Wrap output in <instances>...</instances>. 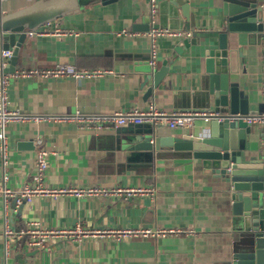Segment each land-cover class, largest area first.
<instances>
[{"label": "crops", "instance_id": "crops-1", "mask_svg": "<svg viewBox=\"0 0 264 264\" xmlns=\"http://www.w3.org/2000/svg\"><path fill=\"white\" fill-rule=\"evenodd\" d=\"M34 1L0 0V16ZM244 1L264 4V0ZM216 6L211 0H203L192 11L189 28L181 12H175V29L190 31L191 36L157 39V63L153 69H165L166 74L151 94L147 91L153 85L152 78L144 84L149 75L150 42L142 33L159 28L157 23L169 22L159 19L157 7V22L151 24L149 0L85 5L52 21L68 35L26 36L14 70L17 73L64 64L82 70L107 69L108 73L79 81L24 75L11 80L9 108L19 110L28 119L6 127L9 163L0 180V264H224L229 255L228 231L232 223L218 179L198 169L194 160L156 159L148 151L125 153L117 147L115 130L94 132L84 129L75 119L79 115L129 111L135 107L146 109L149 105L165 112L203 109L206 100L198 94L201 77L206 75L203 58L198 55L197 46L183 42L195 32L202 39L204 33L223 28L224 18ZM147 26V30L142 29ZM241 36L243 41L236 47V63L229 78L238 81L244 93L255 99L249 104L255 110L263 103L262 37ZM1 51L0 48V54ZM201 126L206 125L197 121L191 129L197 132ZM248 126L246 153L257 155L261 150L260 128ZM155 130L162 136L181 132ZM37 138L51 151L45 180L49 187H151L155 197L37 196L30 203H23V185L36 172L34 159L40 148L35 144ZM4 217L10 218L14 231L33 221L47 230L81 223L101 228L172 227L184 232L180 236L121 242L89 239L72 243L52 239L43 249L30 247L23 238L5 258Z\"/></svg>", "mask_w": 264, "mask_h": 264}, {"label": "water", "instance_id": "water-1", "mask_svg": "<svg viewBox=\"0 0 264 264\" xmlns=\"http://www.w3.org/2000/svg\"><path fill=\"white\" fill-rule=\"evenodd\" d=\"M118 0H36L18 10L0 16V48L11 50L4 69L12 73L18 62L26 31L36 30L90 4L109 5ZM215 3L223 21L220 31L197 33L185 39L184 44L198 47L203 58L206 75L201 77L200 91L206 103L202 106L215 114L206 126L196 132L177 129L170 136H162L151 124L127 125L116 129L117 147L125 153L150 152L156 159L194 160L196 167L218 179L223 186L231 216L228 231L229 255L224 264H264V149L257 155L246 152V140L250 126L232 116L255 115L264 112V103L257 109L249 108V95L244 93L238 81H231L229 73L236 63V47L243 41L241 34L262 37L264 31V4L244 0H211ZM203 0H158L159 28H176V14L180 11L191 25V14ZM147 30V27L142 28ZM152 78L151 94L166 70L155 71L148 66ZM152 69V70H151ZM255 100V99H254ZM2 163L0 158V180ZM23 203L25 201L23 200Z\"/></svg>", "mask_w": 264, "mask_h": 264}, {"label": "built area", "instance_id": "built-area-1", "mask_svg": "<svg viewBox=\"0 0 264 264\" xmlns=\"http://www.w3.org/2000/svg\"><path fill=\"white\" fill-rule=\"evenodd\" d=\"M150 22H157V0H149ZM69 33L61 29L53 22L43 24L36 30L26 31L29 37L44 36H64ZM138 35V33H133ZM150 42V53L148 65L155 68L157 63V39L160 37L189 38L190 31L169 28H155L142 33ZM11 56V50L1 51L0 57V157L2 161V170L9 163V141L7 137L6 127L16 121L28 119L19 110H11L9 108L8 86L13 78L19 75L34 76L40 78H71L77 81L82 79H95L104 76L108 70L92 69L82 70L73 65H58L55 68L46 70H34L29 72H3L7 66V61ZM261 75H260V94L264 103V31L262 32V55H261ZM215 117L213 112L204 109H174L170 112L159 110L153 105H149L146 109L135 107L129 111H113L106 114L79 115L75 119L84 127L94 132L114 131L120 127L127 125H139L148 123L154 129H191L196 125L197 121L204 124ZM231 120H241L246 125H257L260 128L261 148L264 149V112L255 115H235ZM35 144L40 145L35 154L36 172L31 180L23 185L20 197L25 203H30L35 197H51L73 196L76 198H126L131 195L155 197V191L151 187H135L131 189L125 188H104V187H80L71 185L67 187H49L45 180L49 166V157L51 151L43 147L40 139H35ZM4 173V172H3ZM4 180L8 178L5 174ZM5 193L6 190H3ZM184 231L172 227H117V228H101L89 227L81 223L75 224L73 227L66 229L47 230L38 222L28 221L25 228L20 231H14L10 218L4 217L3 225V245L4 257L10 255L13 245L23 238L27 240V244L35 249H43L50 240H61L72 243H82L89 239H104L114 242H121L129 239H157L166 236H180ZM192 233V231H190Z\"/></svg>", "mask_w": 264, "mask_h": 264}]
</instances>
